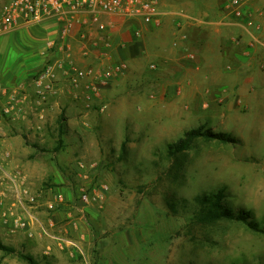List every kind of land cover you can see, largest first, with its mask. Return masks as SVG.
<instances>
[{
    "label": "rangeland",
    "instance_id": "obj_1",
    "mask_svg": "<svg viewBox=\"0 0 264 264\" xmlns=\"http://www.w3.org/2000/svg\"><path fill=\"white\" fill-rule=\"evenodd\" d=\"M233 38L224 66L230 75L216 85L198 56L207 38H140L132 42L140 49L134 56L125 43L128 54L105 61L123 63L125 71L110 80L102 101L58 106L37 129L33 109L17 115L32 166L25 171L4 161L0 170V242L15 248L0 249V264H30L24 255L35 264H264V40ZM82 46L58 34L35 43L45 61L34 80L52 69L58 88L68 83L67 69L100 65ZM84 113L85 133L68 121ZM0 114L7 116L4 106ZM191 129L214 136L173 156L170 145ZM101 184L109 186L104 199L82 201L84 190ZM220 188L224 204L249 212L258 230L238 220L194 219L195 198ZM24 189L38 203L20 201ZM57 193L65 202L49 210L44 204ZM19 217L26 228L14 226Z\"/></svg>",
    "mask_w": 264,
    "mask_h": 264
},
{
    "label": "crops",
    "instance_id": "obj_2",
    "mask_svg": "<svg viewBox=\"0 0 264 264\" xmlns=\"http://www.w3.org/2000/svg\"><path fill=\"white\" fill-rule=\"evenodd\" d=\"M229 1L209 0L206 3L196 4L189 0H160L162 10L165 12L162 17V24L160 26L142 25L143 34L141 37H137L134 34L136 28L139 27L136 22L126 23L120 21L115 33L114 43L112 41L107 50L108 57H103L102 60L110 62L109 59H114V57L119 59L120 56H124L128 48L122 49L123 46L125 47V43H131L129 46L130 53H127V56L130 54L134 56L135 53H138V50L140 52V49L138 44L135 42L132 44V42L140 38L146 40L148 38L162 39L169 37L182 40V35L185 34L186 38L194 39L199 43H204V39L207 38L205 42L209 43L208 49L200 52L198 56L200 60L204 61L216 85L223 78H226L225 76L230 75H228L224 66L231 61L232 53L227 51L226 45L228 46V42L233 37L246 40L247 36L252 35L258 40H264V15H257L256 26H248L245 14L243 18H237L229 11ZM251 10L264 11V0H249L246 5V12ZM37 29L40 30V34H43V36L32 34V31L34 32ZM27 34L32 35L29 37ZM56 34H58L57 27L48 22L20 27L10 34L0 36V84L3 87L5 86L3 93H1L0 106L9 104L15 106L17 112L19 110L16 115H24V109L27 112L30 108L33 109L35 117L31 120L33 121L31 122L33 123L31 126L33 129L40 128V125L43 126L44 123L51 120L52 109L58 106L71 107L79 105L83 107L84 105L88 108L92 101H102V94L109 87V84L108 86L107 84H98L96 90H87L86 83L89 82L91 77H81L79 83L75 84L73 82L74 72L72 69H68V72L65 71L69 76L68 83L61 84L58 88L51 84L50 88L51 86L52 88L48 89L47 97L41 99L36 94L38 88L36 85L37 79L34 80V75L41 64L44 63L45 58L40 56L43 51L39 52L38 50L37 52L33 45L41 39L55 38ZM26 37L28 40H25ZM104 49L106 50V48ZM170 53L172 55L176 54V52ZM235 56L242 57L240 53L235 54ZM88 58L86 57V59ZM174 59L178 60L177 57H174ZM181 67H184L183 64ZM97 95H100L101 98L96 97ZM104 103H100L101 107H105ZM89 116V113H84L79 117H70L68 121L70 125L79 123L81 125L80 131L85 133V129H88L85 126L89 125ZM8 117L0 114V154L3 156L4 161L13 164L12 166L22 167L25 171H30L32 163L26 159L27 147L25 141L27 139L25 131L19 121H16L17 117H13L14 121L8 119ZM19 173L21 174L20 171ZM54 217L57 219L56 215ZM53 257L56 260L59 253H53Z\"/></svg>",
    "mask_w": 264,
    "mask_h": 264
},
{
    "label": "built area",
    "instance_id": "obj_3",
    "mask_svg": "<svg viewBox=\"0 0 264 264\" xmlns=\"http://www.w3.org/2000/svg\"><path fill=\"white\" fill-rule=\"evenodd\" d=\"M247 4V0H230L228 7L237 18H243L245 14L247 25L253 26L255 15H262L264 11L246 12ZM164 14L160 0H0V36L10 34L24 26L48 22L54 24L58 29L59 40L68 42L75 39L82 43L81 50L85 57L94 56L101 61L98 66L86 65L71 68L75 75L73 77L75 84L79 83L81 77H91L86 83V89L96 90L98 84L106 85L116 75L125 71L123 63L109 65L102 60L103 57H108L107 50L115 37L120 21L136 22L139 27L134 34L141 37L143 34L141 26H160ZM182 38L186 39V35L183 34ZM67 55L70 57L71 53L68 52ZM53 75L52 69H49L37 78L36 94L41 99L47 97ZM4 112L7 116L16 117L19 111L17 112L16 107L9 104L4 106ZM3 163L4 158L0 154V170ZM82 167H85L84 164H81V169ZM85 177L88 176L85 175ZM108 190L107 184L94 186L92 190H84L81 199L82 201H90L92 198L104 199ZM23 196H26L31 204L38 203L36 196L30 195L28 189L19 192L20 201ZM64 202V195L57 193L44 205L49 210H55ZM4 214L8 215L6 211ZM28 225L27 220L15 218L14 226L26 228Z\"/></svg>",
    "mask_w": 264,
    "mask_h": 264
},
{
    "label": "trees",
    "instance_id": "obj_4",
    "mask_svg": "<svg viewBox=\"0 0 264 264\" xmlns=\"http://www.w3.org/2000/svg\"><path fill=\"white\" fill-rule=\"evenodd\" d=\"M213 133L203 131L201 129L187 130L182 138H180L175 144L170 145L171 153L173 156L178 153L185 152L193 147L195 141L200 137H212ZM223 140L227 138L223 135H219ZM225 189L220 188L212 192H206L198 195L195 198L196 208L194 210V219L200 224L212 223L220 221L222 219L238 220L241 221L252 229L258 230L259 226L253 220H249V212L239 211L235 213L233 209L227 207L224 204ZM0 249L8 253H14L15 248L6 246L0 242ZM28 260L30 264H35L33 257L29 255L23 256Z\"/></svg>",
    "mask_w": 264,
    "mask_h": 264
}]
</instances>
